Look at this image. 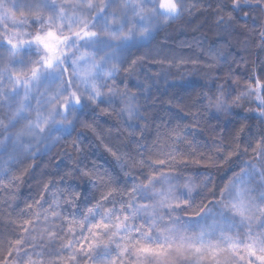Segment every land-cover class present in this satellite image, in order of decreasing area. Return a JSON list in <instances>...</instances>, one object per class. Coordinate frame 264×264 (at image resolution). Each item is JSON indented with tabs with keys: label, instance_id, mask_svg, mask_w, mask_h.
Instances as JSON below:
<instances>
[{
	"label": "clouds",
	"instance_id": "9594fccd",
	"mask_svg": "<svg viewBox=\"0 0 264 264\" xmlns=\"http://www.w3.org/2000/svg\"><path fill=\"white\" fill-rule=\"evenodd\" d=\"M162 3L0 0V264H60L94 224L72 264H107L116 225L240 249L167 264H264V0Z\"/></svg>",
	"mask_w": 264,
	"mask_h": 264
},
{
	"label": "snow or ice",
	"instance_id": "6c2138e0",
	"mask_svg": "<svg viewBox=\"0 0 264 264\" xmlns=\"http://www.w3.org/2000/svg\"><path fill=\"white\" fill-rule=\"evenodd\" d=\"M131 0H126V3H130ZM162 7L166 8H174L175 5L172 3V0H163ZM85 35L88 33L85 32ZM55 33L49 32L48 37H54ZM44 39V38H39ZM47 47H51V45L46 44ZM170 186L167 191L161 190L159 195V202L161 206L167 202L168 194L170 192ZM247 192L248 189L246 186H242L237 193V203L235 205L236 210L240 212L242 215L247 211L248 202H247ZM140 211H144L148 213L149 207L147 205H137L133 207V213H137ZM151 215L155 217L156 212L154 209L151 211ZM53 219H55V215H53ZM39 222V221H38ZM47 223V220H45ZM153 224H155V219H153ZM107 224H94L91 228L87 229V235H81L80 239L76 241L75 248H73V242L69 241L65 247L67 249H72L71 254L60 264H72L73 258L79 253L84 252L85 250L91 251L98 244V237L100 235L101 228H107ZM85 228L80 229L83 233ZM113 235L119 237L121 243L116 245V253L111 259L107 262V264H127L129 256H134L136 264H143V260L147 258H156L159 259L161 264H167V257L169 252L175 249L178 253H184L188 250H194L196 253L202 254L206 257L217 258L224 251H231L233 255H239L240 249L238 245L232 244L230 249H222L217 247L211 243H201L199 245L178 239L174 237L171 232H162L160 239L163 241L162 243H148L144 242L148 237L138 238L139 233L132 234L124 230V228L120 225H116L113 231ZM247 253L249 258L256 256L258 260L264 261V256H257V249L254 244H249L247 246Z\"/></svg>",
	"mask_w": 264,
	"mask_h": 264
}]
</instances>
